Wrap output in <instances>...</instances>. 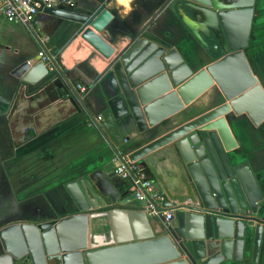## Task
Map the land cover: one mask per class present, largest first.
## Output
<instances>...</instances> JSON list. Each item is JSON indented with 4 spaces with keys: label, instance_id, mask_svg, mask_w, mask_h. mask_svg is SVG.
<instances>
[{
    "label": "water",
    "instance_id": "1",
    "mask_svg": "<svg viewBox=\"0 0 264 264\" xmlns=\"http://www.w3.org/2000/svg\"><path fill=\"white\" fill-rule=\"evenodd\" d=\"M188 1L178 11L183 25L209 55L223 53L196 73L167 43L146 36L116 52L100 36L112 19L105 9L41 11L81 25L80 37L111 59L99 83L107 103L99 129L118 148L117 125L130 116L139 135H145L126 158L151 174L171 222L149 217L135 193L117 185L120 155L114 151L113 161L64 185L77 214L2 228L0 264H223L242 261L249 237L252 262H258L264 194L240 160L227 122L229 116H244L255 127L264 121V90L244 52L254 0ZM26 27L32 30L30 23ZM49 73L55 71L38 55L12 70L28 84ZM213 87L220 103L167 127L171 117Z\"/></svg>",
    "mask_w": 264,
    "mask_h": 264
},
{
    "label": "crops",
    "instance_id": "2",
    "mask_svg": "<svg viewBox=\"0 0 264 264\" xmlns=\"http://www.w3.org/2000/svg\"><path fill=\"white\" fill-rule=\"evenodd\" d=\"M76 12L112 15L100 36L119 52L137 37L146 36L175 49L193 73L212 63L222 51L209 55L183 25L179 8L188 0H71ZM0 20V230L15 224L59 220L78 211L64 185L92 168L126 157L145 141L130 116L117 125L120 147L88 121L107 108L99 85L111 59L103 58L80 37L82 26L45 13L30 23ZM56 53L58 71L35 84L12 75L16 65L34 60L43 45ZM250 68L264 90V0H254L248 46L244 50ZM58 72V73H56ZM81 83L87 91H68ZM220 103L213 87L189 107L168 120L181 123ZM232 135L264 194V121L257 127L244 117L227 119ZM116 151V154H114ZM152 179L148 171L144 172ZM121 189L132 190L129 180L116 177ZM251 237L243 259L223 264H264V247L252 262ZM3 249L0 243V255Z\"/></svg>",
    "mask_w": 264,
    "mask_h": 264
},
{
    "label": "built area",
    "instance_id": "3",
    "mask_svg": "<svg viewBox=\"0 0 264 264\" xmlns=\"http://www.w3.org/2000/svg\"><path fill=\"white\" fill-rule=\"evenodd\" d=\"M74 8V2L71 0H0V20L26 25L33 22L45 9L73 10ZM38 56L49 71H56V55L47 45L42 46ZM67 87L68 91L78 94L87 91V87L81 83L70 84ZM101 120V115H96L88 121V126L95 128ZM144 172L140 165L130 162L126 157L120 155L118 158V166L115 169L116 177L131 181L135 199L139 203H144L142 209L149 217H155L164 224H169L172 220V213L161 210L164 197L155 190L153 181L147 178Z\"/></svg>",
    "mask_w": 264,
    "mask_h": 264
}]
</instances>
